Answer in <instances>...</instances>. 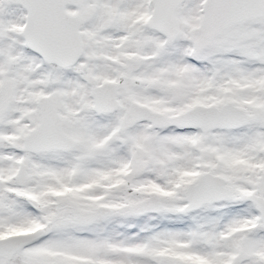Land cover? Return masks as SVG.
<instances>
[{
    "label": "snow or ice",
    "instance_id": "1",
    "mask_svg": "<svg viewBox=\"0 0 264 264\" xmlns=\"http://www.w3.org/2000/svg\"><path fill=\"white\" fill-rule=\"evenodd\" d=\"M0 264H264V0H0Z\"/></svg>",
    "mask_w": 264,
    "mask_h": 264
}]
</instances>
